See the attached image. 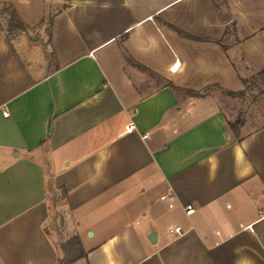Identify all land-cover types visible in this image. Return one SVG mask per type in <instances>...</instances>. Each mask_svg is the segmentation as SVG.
<instances>
[{"label": "crops", "instance_id": "obj_1", "mask_svg": "<svg viewBox=\"0 0 264 264\" xmlns=\"http://www.w3.org/2000/svg\"><path fill=\"white\" fill-rule=\"evenodd\" d=\"M1 4L0 264H264V125L183 90L264 71V0Z\"/></svg>", "mask_w": 264, "mask_h": 264}, {"label": "rangeland", "instance_id": "obj_2", "mask_svg": "<svg viewBox=\"0 0 264 264\" xmlns=\"http://www.w3.org/2000/svg\"><path fill=\"white\" fill-rule=\"evenodd\" d=\"M3 6L4 4L0 5V12ZM2 15L8 17V14L2 13ZM247 79V83H243L242 88L237 91H230L219 84L209 85L203 91L183 90L190 96H202L214 91L228 119L232 123L245 124V130L252 129L264 125V79L260 76H248ZM174 87L180 88L175 85ZM57 201L60 200L57 199Z\"/></svg>", "mask_w": 264, "mask_h": 264}, {"label": "trees", "instance_id": "obj_3", "mask_svg": "<svg viewBox=\"0 0 264 264\" xmlns=\"http://www.w3.org/2000/svg\"><path fill=\"white\" fill-rule=\"evenodd\" d=\"M2 13L8 14V17L4 16L6 18V24H5V30L8 37L15 36L25 30H27V27L22 23L20 18L17 15L16 10L14 7L10 4H5L3 7ZM4 15V14H3ZM252 76H260L264 79V71H260L257 74H254ZM248 78V77H247ZM242 78V82L244 84L247 83L248 79ZM228 125L230 126V129L232 130L234 136L238 141L241 140V127L244 125L243 123H232L228 119ZM62 248L64 250V257L60 259L59 264H70L77 259L83 257L86 255V252L83 249L81 240L78 236L72 237L68 241H66Z\"/></svg>", "mask_w": 264, "mask_h": 264}, {"label": "built area", "instance_id": "obj_4", "mask_svg": "<svg viewBox=\"0 0 264 264\" xmlns=\"http://www.w3.org/2000/svg\"><path fill=\"white\" fill-rule=\"evenodd\" d=\"M3 113H4V115H8L9 113H8V111H6V110H4L3 111ZM135 128V125L134 124H131V125H129L128 126V128H127V130L129 131V130H133ZM195 211V207H194V205L193 204H188L187 205V207H186V212H187V214H191V213H193ZM181 230V226H177V227H175V231H180Z\"/></svg>", "mask_w": 264, "mask_h": 264}]
</instances>
